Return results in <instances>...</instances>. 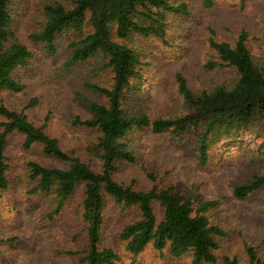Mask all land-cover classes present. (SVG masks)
<instances>
[{"label":"rangeland","instance_id":"rangeland-1","mask_svg":"<svg viewBox=\"0 0 264 264\" xmlns=\"http://www.w3.org/2000/svg\"><path fill=\"white\" fill-rule=\"evenodd\" d=\"M176 1L186 3L189 14H166L164 40L133 36L140 62L138 77L131 79L132 88L126 90L128 114L145 113L154 119L184 113L177 74L195 93L232 84L236 79L233 67L207 66L219 62L210 40L232 44L244 33L252 54L264 56V0H212L210 7H205L203 0ZM52 2L14 0L10 5L14 39L27 45L33 56L28 65L15 71L23 89L0 91V103L25 114L55 138L64 152L100 172L102 163L94 149L100 131L75 124L74 119L90 118L89 101H107L87 83L109 88L113 74L104 67L102 55L66 65L73 50L71 43L90 31L87 24L81 32L69 29L57 34L55 53L46 52L43 43L29 40L28 35L45 22L44 4ZM198 134L191 130L177 138L168 130L158 134L150 128L133 131L128 139L136 161L117 162L113 178L136 190L172 187L185 198L213 202L207 215L226 235L217 237L216 262L212 264H225L226 258L247 264V246L264 259V187L242 200L233 194L235 185L264 173L262 138L248 132L224 138L211 147L207 163L201 165ZM4 154L9 185L0 193V264H86L88 240L81 218L84 184L77 185L62 209L54 213V193L35 190L29 163L46 167H66L68 163L46 155L41 143L25 149L23 136L16 132L8 135ZM103 195L99 245L114 250L119 256L117 264H191L189 253L174 258L167 248L159 250L152 244L137 254L127 251L120 232L140 217L139 207H124ZM153 208L160 219L163 208L157 202Z\"/></svg>","mask_w":264,"mask_h":264},{"label":"trees","instance_id":"trees-1","mask_svg":"<svg viewBox=\"0 0 264 264\" xmlns=\"http://www.w3.org/2000/svg\"><path fill=\"white\" fill-rule=\"evenodd\" d=\"M13 1L0 0V91L20 92L23 85L17 81L15 71L28 65L33 53L27 45L14 39L10 11ZM203 4L210 7L212 0H203ZM43 9L45 22L39 30L28 35L29 40L43 43L46 52L55 53L57 34L69 29L81 32L87 24L90 31L71 43L73 50L66 65L102 55L104 67L113 74L109 88L87 83L107 101H89L90 118L74 119L75 124L100 131L94 149L102 169L95 172L78 157L68 155L55 138L32 124L25 114L0 103V193L9 185L5 144L8 135L16 132L23 136L25 149L41 143L46 155L68 163L66 167L29 163L30 176L36 180L35 190L54 193V213L62 209L77 185L84 184L81 218L86 224L88 240L86 264H117L119 261L113 249L99 245L104 193L124 207H139L140 217L120 232L127 251L137 254L152 244L159 250L167 248L174 258L189 253L191 264L215 263L217 237L226 235V231L210 221L207 215L213 202L185 198L172 187L136 190L118 183L113 173L117 162L136 161L128 137L133 131L145 128L156 134L168 130L177 138L188 131H198L196 146L201 165L207 163L214 144L241 132L261 137L264 146V56L257 58L252 54L244 33H240L232 44L210 40L219 62H208L207 66L233 67L236 79L230 85L218 84L195 93L177 74V89L183 98L184 113L151 119L145 113L128 114L124 107L126 90L132 88L131 79L138 77L140 62L133 36H154L164 40L166 14L188 15L186 3L176 0H53L44 4ZM261 187H264V173L235 185L233 194L242 200ZM154 202L163 208L160 219L155 214ZM246 252L247 264H264V259L253 247L247 246ZM225 260V264H236L235 260Z\"/></svg>","mask_w":264,"mask_h":264}]
</instances>
